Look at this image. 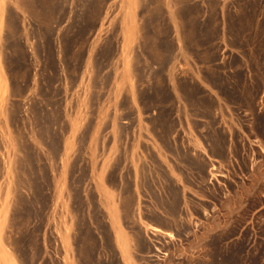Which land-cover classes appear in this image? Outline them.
<instances>
[{"label":"rangeland","instance_id":"obj_1","mask_svg":"<svg viewBox=\"0 0 264 264\" xmlns=\"http://www.w3.org/2000/svg\"><path fill=\"white\" fill-rule=\"evenodd\" d=\"M99 185L134 264L167 257L147 223L180 264H264V0H0L2 247L123 264Z\"/></svg>","mask_w":264,"mask_h":264},{"label":"crops","instance_id":"obj_2","mask_svg":"<svg viewBox=\"0 0 264 264\" xmlns=\"http://www.w3.org/2000/svg\"><path fill=\"white\" fill-rule=\"evenodd\" d=\"M173 18V25L176 26L177 31H181L182 19L179 15H171ZM116 191L108 186L106 190L104 187H97V194L99 196L100 206L104 211L105 219L110 227L112 235L116 242V248L123 264H134L136 259L135 253V235L133 230L128 225L127 216L124 211L123 201H119L116 197ZM150 224V223H149ZM148 225V223H147ZM158 230H149L150 234L163 237V248L166 249L165 256H162V262L159 264H169L173 259V264H180L183 251L187 249V243L184 238L177 237L175 228L169 225L151 224ZM161 230V231H160ZM171 234V235H169ZM123 240V241H122ZM126 247V248H125ZM190 249V248H189ZM125 252H123V251ZM168 251V253H166ZM0 264H20L19 256L15 251L5 249L0 243Z\"/></svg>","mask_w":264,"mask_h":264},{"label":"bare ground","instance_id":"obj_3","mask_svg":"<svg viewBox=\"0 0 264 264\" xmlns=\"http://www.w3.org/2000/svg\"><path fill=\"white\" fill-rule=\"evenodd\" d=\"M214 167V166H213ZM155 226V225H154ZM153 225H151V224H148V227L150 228H152L153 230H158L159 228H156V227H154ZM150 228V229H151ZM161 231V230H160ZM169 235H171V234H169ZM67 240V239H66ZM123 241V240H122ZM126 248V247H125ZM156 249H158V250H160L157 246H156ZM123 251V250H122ZM123 252H125V251H123ZM165 254V253H164ZM163 255V254H162ZM165 256V255H164Z\"/></svg>","mask_w":264,"mask_h":264}]
</instances>
